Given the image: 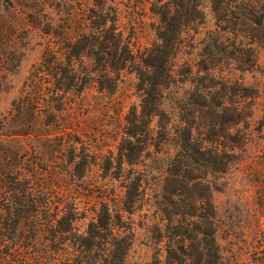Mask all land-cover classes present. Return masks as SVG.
<instances>
[{"label":"rangeland","instance_id":"1","mask_svg":"<svg viewBox=\"0 0 264 264\" xmlns=\"http://www.w3.org/2000/svg\"><path fill=\"white\" fill-rule=\"evenodd\" d=\"M150 1L106 4L115 11L118 30L134 52L155 40L157 16ZM92 3L0 1V199L15 181H28L48 199L50 212L59 209L58 217L73 207V226L79 233L101 201L113 206L124 194L121 178L114 177L115 165L123 117L138 102L135 74L119 71L113 93L90 85L79 95L67 94L60 112L39 110L26 82L47 45H54L53 30L65 26L71 16L78 20L81 7ZM196 4L198 17L180 36L174 58L177 82L169 100L209 86L212 108H198L192 116L177 111L167 124L168 140L153 154L155 162L143 157L136 165L124 164L146 174L142 207L122 216L128 226L125 233L132 235L126 264L196 263L172 262L165 239L157 245L147 238L157 222L151 214L160 183L153 178V165H162L176 151L173 139L184 132L182 116L190 119L196 139L224 155L219 170L206 174L209 199L203 209L214 213L215 246L198 264H264V0H196ZM27 92L31 101L24 103ZM217 102L225 105L216 107ZM155 123L156 119L154 128ZM198 251L202 247L193 245L191 253Z\"/></svg>","mask_w":264,"mask_h":264},{"label":"trees","instance_id":"2","mask_svg":"<svg viewBox=\"0 0 264 264\" xmlns=\"http://www.w3.org/2000/svg\"><path fill=\"white\" fill-rule=\"evenodd\" d=\"M108 1L92 0L91 6L81 7L78 20L71 16L65 26L53 30L54 45H47L26 86L34 91L33 103L39 110L60 112L65 109L67 94L79 95L90 85L99 92L113 93L119 71L129 69L135 74L138 102L123 117L115 165L114 177L121 178L124 194L113 206L101 201L84 232L79 233L73 226V207L58 217L59 209L50 212L40 189L28 181H15L12 191L0 199V264H126L132 235L125 233L128 226L122 216L142 207L146 174L144 169H127L124 164L136 165L143 157L150 159L158 153L169 138L168 121L177 111L180 116L184 111L192 116L198 108H212L209 86L169 100L170 89L177 82L174 58L180 36L198 17L196 0H151L150 10L157 16L155 40L136 52L118 30ZM205 50L209 54L208 46ZM30 97L27 92L24 103ZM154 119L156 129L151 125ZM180 120L185 127L172 138L176 151L162 165H153V178L160 183L152 201L151 216L157 222L152 223L147 238L157 245L165 239L172 262L190 259L198 264L215 246L214 213L203 209L209 199L206 174L219 170L224 155L193 136L190 119L182 116ZM151 160L155 162L154 157ZM193 245L203 252L191 253Z\"/></svg>","mask_w":264,"mask_h":264}]
</instances>
